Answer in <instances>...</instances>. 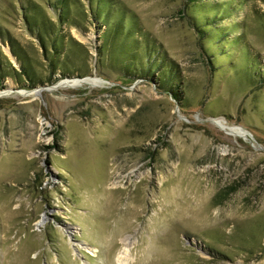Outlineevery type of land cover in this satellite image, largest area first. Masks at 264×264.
Masks as SVG:
<instances>
[{
    "label": "rangeland",
    "instance_id": "rangeland-1",
    "mask_svg": "<svg viewBox=\"0 0 264 264\" xmlns=\"http://www.w3.org/2000/svg\"><path fill=\"white\" fill-rule=\"evenodd\" d=\"M114 1L174 81L124 69L74 1L84 76L0 81V264H264V0ZM32 2L57 0H0V25L48 76Z\"/></svg>",
    "mask_w": 264,
    "mask_h": 264
},
{
    "label": "trees",
    "instance_id": "trees-1",
    "mask_svg": "<svg viewBox=\"0 0 264 264\" xmlns=\"http://www.w3.org/2000/svg\"><path fill=\"white\" fill-rule=\"evenodd\" d=\"M74 1L57 0L55 5L49 6V8H53V11L61 8L60 12L56 11V18L51 16L49 8L37 2H32L30 6L22 11L24 24L35 38L38 46L37 52L41 54L42 61L46 63L43 65L50 69L48 76L39 71V65L41 64L37 66V63H40V60L36 56H32L19 40L0 25V40L5 44H9L10 53L16 58L20 66L17 69L0 48V81L11 76L17 83H29L30 87L34 88L45 81L54 82L58 80V76H56L58 71L63 78L74 77L78 73V76H84L80 72V66L76 65L73 58L72 47H78L80 44L73 37H70L68 43L65 44V34L62 33V26L65 23L79 26V23L71 14V6ZM188 2L195 5L193 0H188ZM116 4L117 1L114 0H88L89 11L82 10L83 19H90L92 21L89 22L90 26L98 27L100 30L103 25H107L103 35H101L104 40V48L109 45L118 51L122 65V61H125L124 69L143 78L153 76L154 71H157L158 74H161L159 78L161 85L165 87L167 84L171 85L170 81H174L172 66L169 73L165 69L158 71V62L151 63V57H148L152 51L149 42L145 41V44H143L139 39L131 42L130 36H134V32L129 29L130 24L121 15L119 9L115 7L118 14L115 12L116 9H113ZM219 15L222 16L221 13ZM209 22H212V20L210 19ZM213 23L216 24L215 19ZM245 46L248 48L247 45ZM210 61L214 63L211 56ZM171 93L173 98L178 99L175 90L171 89Z\"/></svg>",
    "mask_w": 264,
    "mask_h": 264
},
{
    "label": "bare ground",
    "instance_id": "bare-ground-1",
    "mask_svg": "<svg viewBox=\"0 0 264 264\" xmlns=\"http://www.w3.org/2000/svg\"><path fill=\"white\" fill-rule=\"evenodd\" d=\"M87 81L88 83H96L97 81L95 79H91V78H87ZM242 133L241 131H238L237 134H240ZM130 242H129V239H126L125 240V246H124V249L122 250L121 254H120V259L122 260H126L125 258L128 256V252L130 251Z\"/></svg>",
    "mask_w": 264,
    "mask_h": 264
},
{
    "label": "water",
    "instance_id": "water-1",
    "mask_svg": "<svg viewBox=\"0 0 264 264\" xmlns=\"http://www.w3.org/2000/svg\"><path fill=\"white\" fill-rule=\"evenodd\" d=\"M81 79V78H80Z\"/></svg>",
    "mask_w": 264,
    "mask_h": 264
}]
</instances>
